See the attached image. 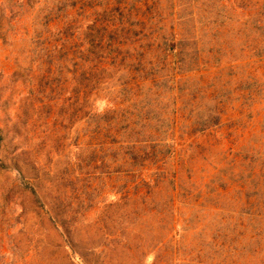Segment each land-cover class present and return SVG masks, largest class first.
<instances>
[{
	"label": "rangeland",
	"instance_id": "1",
	"mask_svg": "<svg viewBox=\"0 0 264 264\" xmlns=\"http://www.w3.org/2000/svg\"><path fill=\"white\" fill-rule=\"evenodd\" d=\"M8 5L0 0V264H264L260 229L246 241L237 205L247 175L246 161H239L243 149L263 143L264 0H194L220 126L190 134L177 119L165 161L174 187L160 185L156 211L138 222L129 206L104 213L101 202L112 196L100 192L90 194L93 207L83 211L84 187L96 174L84 169L81 152L88 131L81 86L88 76L68 65L60 70L65 77L37 83L30 63L37 50L28 40L33 11L13 8L10 19ZM115 78L102 81L98 110L112 99ZM165 105L156 110L169 111ZM60 226L73 227V249Z\"/></svg>",
	"mask_w": 264,
	"mask_h": 264
},
{
	"label": "trees",
	"instance_id": "2",
	"mask_svg": "<svg viewBox=\"0 0 264 264\" xmlns=\"http://www.w3.org/2000/svg\"><path fill=\"white\" fill-rule=\"evenodd\" d=\"M1 2L9 3L5 11L10 19L13 8L33 11L34 28L28 40L37 50L36 59L30 61L36 64L37 83L44 81L49 86L54 76L57 80L65 77L60 70L68 65L88 76L81 86L88 128L81 152L84 169L96 174L84 187L88 197L83 211L93 207L90 194L94 192L97 197L98 192L112 196L101 202L104 213L129 206L138 222L156 211L160 202L154 196L160 185L174 187L165 161L173 150L170 134L177 119L190 134L217 128L221 121L222 108L209 80L212 66L209 60L203 62L198 46L194 0ZM55 24L59 26L52 34L49 27ZM114 76L113 97L98 110L94 99L105 91L102 81ZM159 103L169 104L170 110L157 111ZM261 136L263 143L247 146L239 159L246 161L247 175L237 188V205L249 230L246 241H253V231L260 229V254L264 256V130ZM115 180L121 183L117 190L103 193L102 187ZM171 202L168 195L165 206L171 207ZM60 227L73 249V227Z\"/></svg>",
	"mask_w": 264,
	"mask_h": 264
}]
</instances>
